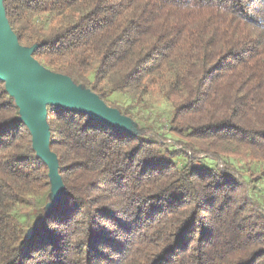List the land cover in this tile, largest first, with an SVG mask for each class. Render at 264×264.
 <instances>
[{
    "label": "trees",
    "instance_id": "obj_1",
    "mask_svg": "<svg viewBox=\"0 0 264 264\" xmlns=\"http://www.w3.org/2000/svg\"><path fill=\"white\" fill-rule=\"evenodd\" d=\"M3 5L41 65L129 117L165 101L168 128L49 104L50 207L49 165L0 79V264H264V0Z\"/></svg>",
    "mask_w": 264,
    "mask_h": 264
},
{
    "label": "water",
    "instance_id": "obj_2",
    "mask_svg": "<svg viewBox=\"0 0 264 264\" xmlns=\"http://www.w3.org/2000/svg\"><path fill=\"white\" fill-rule=\"evenodd\" d=\"M35 48L19 43L0 0V79L6 82L7 90L20 107L21 119L32 133L34 148L49 165L52 194L48 206L52 207L62 195L64 183L58 172L57 156L50 148L49 104L87 112L124 130H132L121 121V116L126 115L106 104L98 94L41 65L33 56Z\"/></svg>",
    "mask_w": 264,
    "mask_h": 264
},
{
    "label": "rangeland",
    "instance_id": "obj_3",
    "mask_svg": "<svg viewBox=\"0 0 264 264\" xmlns=\"http://www.w3.org/2000/svg\"><path fill=\"white\" fill-rule=\"evenodd\" d=\"M111 103L119 104L124 108H128L130 104V99L120 93H114L109 97ZM167 103L165 101H158L156 98L152 99V104L137 109L131 110L134 117L121 116V121L128 125L129 130H136L143 126H154L161 129V131H167L168 123V112ZM209 164L214 166V161H209ZM236 164L243 171H246L249 167L245 162H240L236 160ZM257 169L256 166H253Z\"/></svg>",
    "mask_w": 264,
    "mask_h": 264
}]
</instances>
